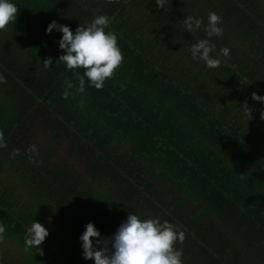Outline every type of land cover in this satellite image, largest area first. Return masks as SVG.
<instances>
[{"label": "trees", "instance_id": "trees-1", "mask_svg": "<svg viewBox=\"0 0 264 264\" xmlns=\"http://www.w3.org/2000/svg\"><path fill=\"white\" fill-rule=\"evenodd\" d=\"M63 2L54 11L51 0H13L16 19L30 17V7L40 13L53 6L54 20L70 30L106 14L105 31L116 35L122 61L100 89L85 78L84 97L74 75L83 69L57 59L59 31L46 33L39 23L38 44H19L35 63L19 70L12 44L0 39V264H93L81 255L84 224L110 236L129 212L182 230L173 245L182 264H264V104L251 98L264 94V0H166L162 8L155 0ZM209 11L223 26L219 38H209L211 54L229 49L216 68L187 51L205 38ZM187 15L200 17L201 29L185 30ZM8 32L0 29V38ZM66 79L73 87L63 98ZM80 99L88 108L81 121ZM68 119H75L73 131L58 130ZM52 124L66 144L36 146L34 136ZM73 160L86 164L85 173ZM33 219L48 229L40 250L24 245ZM255 231L263 238L258 247ZM236 236L245 244H234Z\"/></svg>", "mask_w": 264, "mask_h": 264}, {"label": "clouds", "instance_id": "clouds-1", "mask_svg": "<svg viewBox=\"0 0 264 264\" xmlns=\"http://www.w3.org/2000/svg\"><path fill=\"white\" fill-rule=\"evenodd\" d=\"M165 2L166 0H155L157 8H162ZM16 12L13 0H0V29L15 20ZM107 24V15L100 14L83 26L78 24L74 30H70L68 25L58 24L55 20L49 21L45 26L46 33L53 30L61 33L57 45L63 52L57 59L67 69H83L82 75L74 72L78 78V92H84L85 78L90 86L102 88L105 79L112 76L114 69L122 61L116 35L105 31ZM183 24L185 30L191 33L201 29L202 20L198 16L187 15L183 18ZM202 30L205 38L196 40L187 51L193 60L202 61L205 67L216 68L221 62L219 57L229 55L227 47H221L219 55L211 54L215 45L209 38H219L222 35L221 17L216 12L209 11ZM50 63L51 57L42 60L45 69L50 67ZM3 80L4 77L0 76V82ZM64 83L65 88L61 95L67 98L70 95L68 89H71L73 84L67 79ZM251 98L264 104V94L252 92ZM242 110L249 117L247 102L242 105ZM260 118L264 119V110L260 112ZM4 146L3 139L0 138V147ZM32 150L35 151L34 146ZM15 154L13 150L11 155ZM4 231L5 227L0 223V234ZM47 235L48 229L33 219L26 226L24 245L40 250V245ZM183 236V231L168 221H161L158 217L141 219L136 213L129 212L110 236H101L91 221L86 222L78 240L82 258L91 259L93 264H182L181 250L173 245L174 242L182 241Z\"/></svg>", "mask_w": 264, "mask_h": 264}, {"label": "crops", "instance_id": "crops-1", "mask_svg": "<svg viewBox=\"0 0 264 264\" xmlns=\"http://www.w3.org/2000/svg\"><path fill=\"white\" fill-rule=\"evenodd\" d=\"M27 1L30 2V4L34 5L33 0H27ZM35 1L39 2V1H44V0H35ZM51 1H53L52 5L54 6V11L57 8L59 9L61 4L64 6L63 0H51ZM52 7L41 9L42 11L40 13H37L36 7H30L29 10H25V14L29 13L28 15H30V17H20L19 20L15 18L13 23L10 22L3 29H1L2 31H8L9 30V32H11L10 35H7L8 37L3 35L0 39H1L2 43L5 42V44H12V48L11 49H12V51L14 53V58L12 59V62L15 63L14 64L15 68H17V69L20 68V66L22 64H25L26 66H29L30 68H32L33 65H31V64L35 63V60H34L33 56L31 54H29L19 44H25L24 46H26L28 44H38L32 38H33V36L37 35V32H41L42 31L41 30L42 27L41 26L39 27V23L43 22L45 25L48 24L47 23V14H48L47 12L48 11H49V14H51L52 17H53V18H51V20H54V16H53L54 11H53V13H51V11L53 10ZM59 12H60V17H64L63 11H59ZM86 23H83L81 26L85 25ZM6 29H8V30H6ZM13 34H15V35H13ZM77 94L79 96H84L85 97L86 93L85 92H82V93L81 92H77ZM77 106L79 107L78 111H77V114L80 116L78 119H79V121H81V120H83V118H81V116L83 115V113H85V111L88 108L86 107L85 102H83L81 99L78 100V105ZM68 120H69L68 123H66V122L63 123V122L59 121L60 123H58V124L60 125V127H59L58 130H62V127H63V128H66L68 132L69 131H73V123L75 122V119H71V120L68 119ZM54 124H52L51 126L47 127L45 132H41L38 136H34V138H35L34 143L36 144V146H38L40 143H44L46 141H48L50 144H56V145L66 144V140H67L68 136H64L63 135V137H59L57 135V133H56L58 130H56V127L54 126ZM59 152H60V150H58L57 154L63 155V153H59ZM61 159H64V158L62 157ZM68 159H71V158H68ZM70 163L73 164V168L74 169L76 168L79 171L85 169L84 165H86V164L84 162L81 163V162H79V160H76V161L73 160ZM63 167L68 172L69 167L68 168L65 167V166H63ZM70 172H73V171H70ZM84 173H85V170H84ZM13 177H15V176L12 174L11 177H10V180H13L14 179ZM243 179H246V178L243 177ZM256 182L258 183L257 180H256ZM13 185L16 186V188L18 190H20L21 186H22L20 178L14 180V184ZM254 187H256V189H257V184L256 183H254ZM258 191H259V193L261 195L260 189ZM257 200H258L257 198L254 199L253 200V204H255ZM223 225L224 224H220V227L222 229H224V230L227 229V231H228L229 228L226 227V229H225L223 227ZM228 232H229V235L233 234L232 231H228ZM236 238L237 239H234V244H237L239 246L241 244H245L246 240L239 238V236H236ZM251 238L254 239V243L256 244V247H258V245L261 244L260 240L263 241V238H261V232L257 233L255 231ZM247 240H250V238L247 239Z\"/></svg>", "mask_w": 264, "mask_h": 264}]
</instances>
